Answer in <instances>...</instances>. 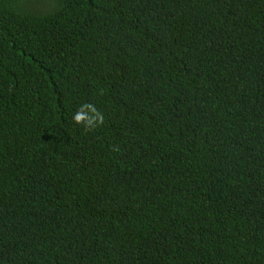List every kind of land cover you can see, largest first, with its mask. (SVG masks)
<instances>
[{"label":"trees","instance_id":"obj_1","mask_svg":"<svg viewBox=\"0 0 264 264\" xmlns=\"http://www.w3.org/2000/svg\"><path fill=\"white\" fill-rule=\"evenodd\" d=\"M0 264H264V0H0Z\"/></svg>","mask_w":264,"mask_h":264}]
</instances>
